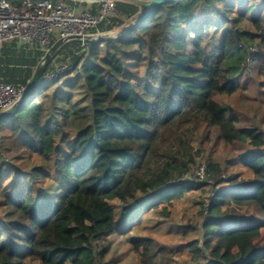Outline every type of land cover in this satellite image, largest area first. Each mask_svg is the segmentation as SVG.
<instances>
[{
  "label": "trees",
  "instance_id": "16d2710c",
  "mask_svg": "<svg viewBox=\"0 0 264 264\" xmlns=\"http://www.w3.org/2000/svg\"><path fill=\"white\" fill-rule=\"evenodd\" d=\"M145 10L119 1L117 17L100 25L117 35L62 45L45 72L70 70L42 76L0 119V264H106L107 240L132 231L135 212L194 186L192 135L212 129L244 146L236 164L252 176L224 180L213 158L205 166L208 184L227 185L209 197L203 243L189 242L193 264H264V130L241 125L239 109L219 99L243 90L259 64L264 72V0H167L125 31ZM250 46L260 52L249 64ZM42 56L7 44L0 78L26 86ZM10 150L40 165L7 163ZM231 202L257 216L241 225ZM131 241L140 264H171L151 238Z\"/></svg>",
  "mask_w": 264,
  "mask_h": 264
},
{
  "label": "rangeland",
  "instance_id": "374dc122",
  "mask_svg": "<svg viewBox=\"0 0 264 264\" xmlns=\"http://www.w3.org/2000/svg\"><path fill=\"white\" fill-rule=\"evenodd\" d=\"M120 30V28L115 29L114 35H117ZM256 49L260 52L259 47ZM259 65L253 70L252 79H248L243 90L233 96H222L219 99L239 109L241 125L250 122V124L259 125L264 130V72H260ZM243 81H246V78ZM217 136L216 129H212L208 137L202 131L193 133L192 146L194 150L189 175L190 179L195 181L194 186L190 190H184L181 196H176L168 201L158 199L157 201L160 203L155 208H149L147 205L135 212L134 218L137 222L132 231L113 242L107 240L110 245L105 256L106 264H140L139 254L134 251L131 241L133 237L137 236L149 237L159 247H162L171 264L195 263V256L189 242L197 240L200 245L203 243L201 224L205 219L209 197L227 185L225 182L217 188L212 187L208 184L209 180H206L205 174L202 177L199 175L201 167L207 166L210 159L213 158L224 169V180H227L232 173L237 174L239 179H248L252 176L251 171L236 164V157L244 146L225 144L219 141ZM2 156L7 163L23 164V167L40 165L39 157H31L27 151L10 150L3 152ZM201 183L207 185L204 186ZM233 209L240 213H235L232 217H242L241 225L247 224L246 219L257 216V210L253 206L239 207L231 202L230 210ZM117 213L119 214L118 211ZM202 260L203 258L199 257L198 264H204Z\"/></svg>",
  "mask_w": 264,
  "mask_h": 264
},
{
  "label": "built area",
  "instance_id": "2783aa9c",
  "mask_svg": "<svg viewBox=\"0 0 264 264\" xmlns=\"http://www.w3.org/2000/svg\"><path fill=\"white\" fill-rule=\"evenodd\" d=\"M119 1L126 0H23L20 3L0 0V50L14 43L18 48L37 49L44 56L59 39L92 33L114 35L115 30L104 31L100 25L111 24L117 17ZM248 49L250 64V55L258 50L255 46ZM70 68L71 63H54L44 72L42 79L53 81ZM25 87L0 78V112L16 104ZM204 172L205 166L198 173L202 177ZM185 177L188 178V174Z\"/></svg>",
  "mask_w": 264,
  "mask_h": 264
},
{
  "label": "water",
  "instance_id": "95a60500",
  "mask_svg": "<svg viewBox=\"0 0 264 264\" xmlns=\"http://www.w3.org/2000/svg\"><path fill=\"white\" fill-rule=\"evenodd\" d=\"M133 3H136L138 5H142L146 8V10L142 13L138 19H136L131 25H129L125 31L128 29L136 26L143 18H145L153 9L160 6L161 4L165 3L167 0H126ZM113 34H101V33H92L87 34L83 37L81 36H71L66 39H59L57 40L53 46L50 48V50L42 57L41 61L37 65L32 77L30 78L28 84L26 85L22 96L20 100L14 104L12 107L5 109L0 112V119L5 118L7 116L12 115L13 113L17 112L24 104L26 98L31 93V91L34 89V87L37 85V83L41 80L47 66L53 59L55 53L58 51V49L64 45L69 40H85V41H91V40H105L109 38H113Z\"/></svg>",
  "mask_w": 264,
  "mask_h": 264
}]
</instances>
